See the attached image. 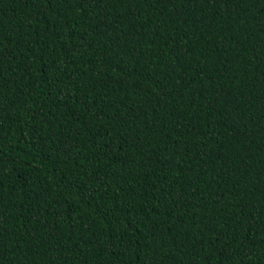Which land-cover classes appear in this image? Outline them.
<instances>
[{
    "label": "trees",
    "instance_id": "16d2710c",
    "mask_svg": "<svg viewBox=\"0 0 264 264\" xmlns=\"http://www.w3.org/2000/svg\"><path fill=\"white\" fill-rule=\"evenodd\" d=\"M0 264H264V0H0Z\"/></svg>",
    "mask_w": 264,
    "mask_h": 264
}]
</instances>
